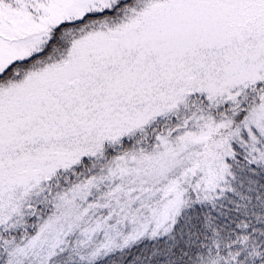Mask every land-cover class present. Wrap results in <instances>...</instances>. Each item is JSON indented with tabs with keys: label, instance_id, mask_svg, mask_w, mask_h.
Listing matches in <instances>:
<instances>
[{
	"label": "snow or ice",
	"instance_id": "1",
	"mask_svg": "<svg viewBox=\"0 0 264 264\" xmlns=\"http://www.w3.org/2000/svg\"><path fill=\"white\" fill-rule=\"evenodd\" d=\"M0 264H264V0H0Z\"/></svg>",
	"mask_w": 264,
	"mask_h": 264
}]
</instances>
